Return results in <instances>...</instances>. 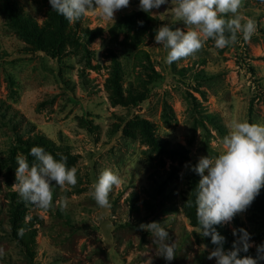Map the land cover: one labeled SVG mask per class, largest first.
<instances>
[{"label":"rangeland","instance_id":"rangeland-1","mask_svg":"<svg viewBox=\"0 0 264 264\" xmlns=\"http://www.w3.org/2000/svg\"><path fill=\"white\" fill-rule=\"evenodd\" d=\"M12 1L39 29L52 30L49 0ZM171 6L168 0L153 9L155 22L142 30L119 24L141 11L139 0L117 11L114 24L91 12L68 21L55 60L12 27L0 0V264H144L147 254L153 264H216L207 259L210 238L197 233L200 177L190 166L221 154L233 121L264 124V0H243L239 10L242 23L256 21L250 40L238 32V43L219 49L209 38L196 54L169 65L155 30L168 24L187 31ZM117 77L120 95L140 91L146 99L120 104L112 87ZM146 134L168 150L156 151ZM17 138L48 143V153L57 160L62 153L67 167L77 169V184L54 187L47 211L21 201L12 188L17 158L27 157L30 166L35 160L22 151L12 154ZM106 168L123 183L110 192L111 207L102 208L93 185ZM261 195L219 226L231 236L243 228L254 245L264 244V188ZM153 221L169 232V243L176 241L170 262L155 255L151 233L137 230ZM249 250L255 258L256 247Z\"/></svg>","mask_w":264,"mask_h":264},{"label":"clouds","instance_id":"clouds-1","mask_svg":"<svg viewBox=\"0 0 264 264\" xmlns=\"http://www.w3.org/2000/svg\"><path fill=\"white\" fill-rule=\"evenodd\" d=\"M54 12L62 15L70 23L80 20L88 13H97L106 21L115 23L114 14L129 7L130 0H49ZM168 0H139V10L151 13ZM170 11L174 17L187 26V31L168 24L155 30V42L168 50L166 63L193 56L204 46L207 39L215 42V47L223 49L238 43L237 33L248 41L257 31L256 21L239 14L243 0H171ZM233 14L225 19L224 15ZM142 26L143 22H139ZM98 44V42H97ZM223 150L216 157L201 156L190 170L200 177L196 193V215L199 227L197 233L202 238H210L214 248L209 251L208 260L216 264H259L264 260V244L254 245L251 235L243 228L233 229L234 240L231 249H225L226 239L217 231V225L231 223L234 217L244 213L264 187V124L247 121H233L230 132L221 141ZM29 155L35 158L31 166L27 157L17 158L16 183L21 201L42 210L53 206L54 187L77 184V169L67 167V157L57 153L59 160L43 147L34 146ZM54 182V183H53ZM123 183L122 177L110 168L104 169L94 183L93 197L98 206L109 208V194L114 186ZM66 206V198H62ZM190 203V202H189ZM27 219V218H26ZM139 231L151 233L153 244L157 245L155 255L166 261L176 256V241L169 243V232L162 223L149 222L138 225ZM25 228L17 231L23 236ZM255 246L257 255L241 256ZM207 250V245H201ZM3 249L0 248V255ZM144 264H153L151 255H146Z\"/></svg>","mask_w":264,"mask_h":264},{"label":"trees","instance_id":"trees-1","mask_svg":"<svg viewBox=\"0 0 264 264\" xmlns=\"http://www.w3.org/2000/svg\"><path fill=\"white\" fill-rule=\"evenodd\" d=\"M1 7L2 10L8 15L10 23L12 27L20 33V35L29 41L31 45L34 46L35 51H42L47 54L48 57L59 60L62 53V48L65 46L66 43V37H65V30L68 24V20L65 19L62 15L58 14L57 12H54V23H51L49 25V28L52 26V30H45V29H39L37 24L31 17H29L28 14L22 11L21 8L17 7L13 3L12 0H1ZM139 22H143L142 26ZM155 22L154 17L149 14L145 13L143 11H139L137 13L131 14L129 16H124L120 18L119 24L122 25V27H125L127 29H136V30H142L151 24ZM48 32L51 34V36H48ZM97 32H93V34H97ZM92 34V33H88ZM114 66L118 68L120 65L117 61L116 57H114ZM112 87L114 88V97L119 98V102L122 105H132L136 106L137 104L143 102L146 99V95L144 92L137 91L136 94L130 93L125 98L122 95H120V91L118 90L119 84H118V77L112 80ZM140 125H142V132L145 130V122H140ZM144 133V132H143ZM145 135V134H144ZM147 136V142L156 150L159 152H166L168 149L163 144L158 142L156 139L152 137V135L146 134ZM49 144L44 141L39 142H29V141H22L21 139H16V146L12 151V154H15L17 151H22L24 153L29 154L30 150L34 146H40L43 147L45 150H49ZM263 188L260 190V196H262ZM263 201V197H261ZM194 201V200H193ZM14 212H18L16 209H14ZM17 214V213H16ZM197 217V215H196ZM217 231L220 233V235L224 236L226 239V243L224 245L225 249H231V246L236 240L233 236H231L229 233L225 232L219 225L215 226ZM251 250H249L248 253H241V256L244 255H250Z\"/></svg>","mask_w":264,"mask_h":264}]
</instances>
